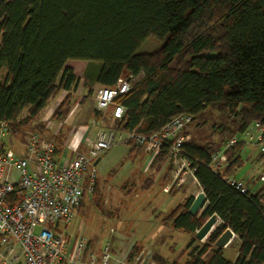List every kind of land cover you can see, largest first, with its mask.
<instances>
[{"label": "trees", "instance_id": "trees-1", "mask_svg": "<svg viewBox=\"0 0 264 264\" xmlns=\"http://www.w3.org/2000/svg\"><path fill=\"white\" fill-rule=\"evenodd\" d=\"M148 37L161 45L138 52ZM87 61L99 62L98 85L135 77L115 99L124 108L121 117L94 111L99 124L120 133L150 134L180 113L194 120L206 108L230 116V125L220 126L229 137L253 121L264 123V0H0V120L9 122L12 138L31 131L62 151L65 135L46 134L40 115L61 91L76 89L79 66ZM69 97L53 119L65 115ZM224 135L203 143L187 135L181 146L205 198L191 214L194 197H188L166 221L189 235L213 214L220 221L201 245L189 237L184 264H264V188L248 194L226 182L244 144L227 150L231 161L219 171L209 167ZM166 159L157 154L151 165ZM226 228L239 240L234 260L215 246ZM153 258L165 263L156 253Z\"/></svg>", "mask_w": 264, "mask_h": 264}, {"label": "built area", "instance_id": "built-area-1", "mask_svg": "<svg viewBox=\"0 0 264 264\" xmlns=\"http://www.w3.org/2000/svg\"><path fill=\"white\" fill-rule=\"evenodd\" d=\"M134 79L128 74L119 77L112 87L101 86L94 96L95 110L104 113L111 108L113 117H121L124 108L115 99L129 91ZM192 120L191 114L180 113L159 131L130 132L125 136L94 121L91 126H97L96 131H87L82 138L83 148L75 150L71 149L76 144V129L72 126L60 152L52 139L34 132L26 137L21 152L13 150L9 144L10 124L0 120V247H7L4 264H110L115 258L109 242L94 250L83 233L69 239L66 232L82 198L95 191L101 156L114 144L128 140L154 156L165 153L174 169L172 183L163 188L168 192L172 186H180L187 174H193L194 168L181 149ZM66 121L67 118L47 117L46 134L57 136ZM239 142L257 146L264 158V123L253 121L241 133L227 138L211 155L209 167L213 171L222 169L231 161L227 150ZM226 182L242 193H251L243 181L232 175L226 176ZM153 256L151 247L143 248L134 261L118 259L117 264H157Z\"/></svg>", "mask_w": 264, "mask_h": 264}, {"label": "rangeland", "instance_id": "rangeland-1", "mask_svg": "<svg viewBox=\"0 0 264 264\" xmlns=\"http://www.w3.org/2000/svg\"><path fill=\"white\" fill-rule=\"evenodd\" d=\"M160 45V40L148 37L139 47L138 52H152ZM98 68L99 62L87 61L78 69L79 79H83L82 83L86 85L89 93H87L86 101L79 104L75 118L81 116L87 109H90L91 118H82L81 122L74 126L76 136L77 129L82 128L90 132L97 129V126H91V124L98 121L92 118L95 111L94 96L101 87L94 81ZM52 103L53 100L50 101V104ZM72 107L73 105L65 107L64 112L67 114ZM110 110L111 108L104 114L110 115ZM42 120L41 113L39 121ZM221 125H230V116L227 113L206 108L188 125V139L200 143L216 142L224 135L220 134ZM99 126L106 128L109 125L108 122L100 121ZM30 133L31 131H26L21 139H14L10 131L9 144L12 149L21 152L25 139ZM121 134L125 136V133ZM224 137L228 138L229 134L226 133ZM129 142V140L120 141L103 153L98 162V181L95 191L85 196L80 211L74 216L66 232L83 233L99 248L104 242H109L116 262L118 259L132 262L143 248L151 247L154 253L156 251L164 259V264H184L187 253L183 251L189 237L194 236L195 233L189 235L166 222L168 213L181 201L183 190L164 193L163 188L167 184L161 187L163 185L161 176L153 171L156 167L148 168L150 156L154 157L153 153ZM243 146L254 147L251 150L253 155L251 154V159H248L246 153L242 152L244 164L241 162L236 167L234 178L241 180L245 176H253L255 182L260 175H264V166L256 161L260 153L259 148L250 143H244ZM71 149L78 148L74 144ZM254 182L250 184V189L253 191H257L264 184L258 183L259 181ZM218 224L217 222L209 233ZM204 241L196 240L194 245H201ZM235 248L236 242L223 250L224 256L231 258ZM136 252L137 254L134 255Z\"/></svg>", "mask_w": 264, "mask_h": 264}, {"label": "crops", "instance_id": "crops-1", "mask_svg": "<svg viewBox=\"0 0 264 264\" xmlns=\"http://www.w3.org/2000/svg\"><path fill=\"white\" fill-rule=\"evenodd\" d=\"M82 80H79V83H78V85H77V87H76V89L74 91H70V92H68V91H61L57 96H55L54 98L50 99V101L53 100V103L50 104V101H49L48 105L42 110V115H43V120L42 121L45 122L44 120L47 117H50V116L52 117V114H53L55 108L62 101V99L65 97V95L69 94V96H70L69 97L70 98V105H73V107L70 108V111L71 110H73V111H72L71 114H69L70 111H68L67 114L65 113V115H63L61 117V118H64V119L67 118L65 127L62 130V132H61L65 136L67 135L68 131L71 129L72 126H77L81 122L82 118H88V117H89L88 119L91 118L90 109H87L86 111L83 112V114L81 116H78V117L75 118V112L78 109L79 104H81L80 103L81 99L83 97H85V95L88 93L87 92L86 85H83ZM84 99H85L84 101H86L87 97L84 98ZM77 101H79L78 105H76ZM82 103H84V102H82ZM92 118H94V117H92ZM87 131L88 130L82 129V128L81 129H77V136H76V139H75L76 140L75 143H76V146L78 148H80V149L83 148L82 137L86 134ZM95 131L96 130H93L92 132H95ZM253 148L252 147H246V146H243L242 147L241 152H240V161L235 166V168H234V170L232 171V174H231L233 177L236 176V174H235L236 173V171H235L236 167L241 162H242V164H244V162L242 161L243 160V156H244V155H242V152L244 154L246 153L248 159L249 158L251 159V154L253 155V153H251L252 152L251 150ZM142 153L145 154V152H142ZM153 158H154L153 156H150L148 168H150V167L151 168H154V166L156 167L153 171L156 173V175H160L161 176V180L163 181V185L161 187H163L165 184L172 183L174 169H173L172 164L169 162V160L166 159L162 163H160L158 165L152 166L151 164H152ZM256 161L259 163V165L264 166V158L261 157V154L260 153H259L258 157H256ZM241 180L244 182V184L246 185V187L251 192H257L258 190L264 188V184H263L264 183V175H260L258 177V179H256L255 182L253 181L254 180V177L253 176H250V177H246L245 176L244 178H241ZM257 181H259L258 183H262L263 186L260 187V188H258L257 191L251 190L250 189V184L252 182L256 183ZM177 190H183V192H182L183 195H182L181 201L177 205L185 202L188 197H190V196L195 197L199 192H202V190L200 189V187L198 185V182L196 181L194 175L193 174H190V173L186 175L185 181L180 186H178V187L177 186H172L171 189L169 190V192H164L163 190L162 191L164 193H173V192H176ZM263 193H264V191H263ZM177 205H175L174 208ZM217 222L220 223L219 220ZM67 235H68V238L69 239H72V238H75L78 234H70V233H67ZM235 242H236V248H235V250L233 252L232 257L231 258H227L229 260H234V258L237 255V250H238V247H239V240H238V238L236 237V235L234 233H233L232 238L229 240V242L223 247V250L224 249H227L229 246H231ZM6 248H7L6 246H1L0 247V264H4V256H5L6 252H7ZM89 248L94 249V250H98L99 249V246H96L95 243H92V241H90ZM155 253H156V251H155ZM136 254H137V252L134 255H136ZM19 264H23V263L20 262ZM110 264H117V262L113 260Z\"/></svg>", "mask_w": 264, "mask_h": 264}, {"label": "water", "instance_id": "water-1", "mask_svg": "<svg viewBox=\"0 0 264 264\" xmlns=\"http://www.w3.org/2000/svg\"><path fill=\"white\" fill-rule=\"evenodd\" d=\"M204 194L203 192H199L194 198L193 201L190 204L189 212L191 214H195L203 205L204 202ZM218 221L216 215H211L208 217V219L202 224V226L195 231V238L197 240H203L209 235L210 230L213 228V226ZM233 232L226 228L223 233L217 238L215 242L216 247H224L229 240L232 238Z\"/></svg>", "mask_w": 264, "mask_h": 264}]
</instances>
